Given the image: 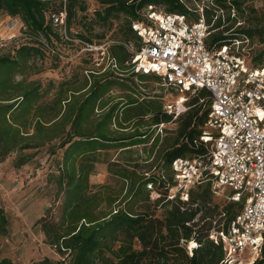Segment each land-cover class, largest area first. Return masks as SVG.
<instances>
[{"label":"trees","instance_id":"16d2710c","mask_svg":"<svg viewBox=\"0 0 264 264\" xmlns=\"http://www.w3.org/2000/svg\"><path fill=\"white\" fill-rule=\"evenodd\" d=\"M207 1L209 4L201 7L211 29L206 41L209 48L245 38L249 43L244 45L250 46L253 36L262 33L263 29L258 26L244 25L252 12H256L250 4L252 0ZM97 3L98 7L90 13L87 0H0V15L6 13L20 18L30 40L17 47L13 55H0V162L12 151L38 148L56 139L60 140L61 148L65 147L63 173L58 178L60 189L66 187L67 191L62 213L56 220L47 208L45 215L37 221L47 242L63 257L60 261L43 257L31 264H226L223 242L211 239L209 233L212 228H226L238 213L240 203L230 201L223 208L212 206L210 186L201 193H195L196 186L191 188L187 201L179 196L168 197L170 187L177 184L173 169L177 157H199L209 161L211 145L201 139L211 107L209 90L201 89L191 99L192 105L183 117L178 136L163 152L158 169L155 167L154 172L149 169L140 175L135 165L134 169L126 166L116 172L127 183L126 193L122 196L124 187L116 195L107 185L91 189V167L98 161L100 150L110 144L122 143L121 147H130L145 143L147 133H141L136 126L131 135L114 136L113 122L118 119L119 126L125 129L129 126H123L124 122L134 125L149 114L156 127L171 119L167 111L154 112V101L144 105L134 99L120 112L125 121L118 118V109L114 106L94 122L96 133H87L94 110L109 89L108 80L115 76L120 81L127 75L125 62L131 57L127 49L118 43L109 47L118 64L117 71L108 69L109 72L101 75L100 71L89 70L93 77L107 76L105 83L92 87L88 75L83 85L77 89L69 86L68 92L62 89V83L52 101L44 99L41 82L28 72L31 59L55 62L62 53L58 44L85 47L87 44L99 45L108 38L117 39L103 35L95 41L89 34L97 25L105 27L122 17L124 39H118H138L132 23L141 20L142 11L150 4L169 13L184 14L191 21L200 15L199 9L192 8L187 0H97ZM63 11H66L64 26L53 20V15ZM73 23L79 25L81 31L73 29ZM64 27L70 37L80 42L68 40L63 33ZM85 51L91 56L94 52ZM248 57L255 66L264 67V50ZM135 76L159 78L154 74ZM28 159L24 157L20 164H25ZM149 184L159 191V197H151ZM161 208L163 211L159 213ZM8 223L0 206V236L7 233ZM191 239L198 242L192 254L187 247ZM0 264L14 263L3 258ZM252 264H264V244Z\"/></svg>","mask_w":264,"mask_h":264},{"label":"built area","instance_id":"2783aa9c","mask_svg":"<svg viewBox=\"0 0 264 264\" xmlns=\"http://www.w3.org/2000/svg\"><path fill=\"white\" fill-rule=\"evenodd\" d=\"M199 13L198 19L191 21L184 14L150 4L142 11L141 20L132 23L138 39L108 38L83 48L97 51L96 65L117 71L109 47L121 44L131 56L125 62L127 73L154 74L161 86L181 94L210 91L211 107L201 136L211 145L209 161L177 157L173 161L177 184L170 187L168 197L187 201L190 189L205 181H211L213 189L228 188V199L239 202L240 209L226 228H212L209 237L223 242L226 264H252L264 244V67L255 66L243 53L248 38L209 48L210 25L203 7ZM53 20L64 26L66 11L53 15ZM63 33L68 40L80 42L70 37L65 27ZM181 98L166 105L169 114L178 116L184 105ZM148 186L152 198L160 196L152 184ZM177 186V192L171 193ZM197 246L196 239L188 242L190 254Z\"/></svg>","mask_w":264,"mask_h":264},{"label":"rangeland","instance_id":"374dc122","mask_svg":"<svg viewBox=\"0 0 264 264\" xmlns=\"http://www.w3.org/2000/svg\"><path fill=\"white\" fill-rule=\"evenodd\" d=\"M187 2L196 9L209 4L207 0H187ZM87 3L90 13L94 7H98L97 0H87ZM250 4L256 12H252L253 14L244 25L246 27L258 26L263 29L262 33H256L253 36L252 44L245 46L243 50V53H247L251 58L264 50V0H252ZM195 14L198 15L197 12ZM15 21L18 23L13 25ZM123 22L124 18L122 17L113 20L112 24H107L105 27L97 25L94 31L88 34L95 41L104 37L103 35L124 39ZM0 24V55L7 53L13 55L17 47L28 44L30 41L24 33L25 26L20 18L3 13L0 15ZM72 27L81 31L79 25L75 23L72 24ZM58 48L62 49V53L55 62L35 58L31 59L27 67L32 78L41 82L46 101H52L57 97L62 83V89L65 91L69 86L77 89L88 80V75L91 78L89 82L93 83L92 87L97 83H105L107 76L101 75L109 70L103 69L104 64L96 65V50L91 56L85 51V48L78 45L58 44ZM89 70L100 71L101 75L99 78L97 75L93 77ZM108 81L110 82L109 89L96 106L93 118L89 122L90 128L86 126L87 133L95 134L94 122L105 116V113L114 106L118 109V118L125 121L124 115H120V112L125 104L134 99H139V103L144 105H150L151 101H154L155 113L166 111V105L179 97H182L181 102L184 101V105L178 109V116L171 115L170 121L165 122V126L162 128L152 124V115L150 114L140 118L134 125L132 122H124L123 126H129L125 129L119 126L118 119L113 122L111 127L116 131L114 136L131 135L136 126L139 127L141 133H147L145 143H138L130 147H121L122 143L110 144L109 147L100 150L97 152L98 161L91 167L89 174L91 189L96 190L101 185H107L113 195H116L124 187L121 194L123 196L127 190V183L122 177L117 176L116 172L126 166L129 169H134L135 165V169L140 175L149 169L153 172L155 167L158 169L163 161V152L178 136L183 117L190 109L187 107L192 105L191 99L195 94H181L161 86L160 79L157 77H141L131 73H127L120 81L115 76ZM64 82L68 84L66 85ZM64 95L66 96V93ZM81 98H84L82 94ZM137 123L139 124L137 125ZM154 138H156L155 141ZM59 143L60 140L56 139L38 148L15 150L0 162V206L4 209L9 221L7 233L0 236V260L9 258L14 264H31L43 257H50L55 261L62 260L63 256L47 242L42 226L37 222L45 215L47 208L51 209V214L56 220L62 213L67 191L66 187L60 189L58 184V178L63 173L61 166L65 151V147L61 148ZM24 157H29V159L21 165L20 161ZM77 159L79 160V158ZM208 186L211 187L212 206L223 208L230 203L228 199L230 190L228 188L213 189L211 182L207 181L196 186L194 191L201 193ZM178 189L179 186L174 187L171 193L177 192ZM124 204L125 202L122 205ZM136 207L137 205L134 206V208ZM158 210L161 213L163 208ZM249 260L248 263H250Z\"/></svg>","mask_w":264,"mask_h":264},{"label":"crops","instance_id":"0c3cea01","mask_svg":"<svg viewBox=\"0 0 264 264\" xmlns=\"http://www.w3.org/2000/svg\"><path fill=\"white\" fill-rule=\"evenodd\" d=\"M1 25V24H0ZM0 32H1V28H0Z\"/></svg>","mask_w":264,"mask_h":264},{"label":"bare ground","instance_id":"6f19581e","mask_svg":"<svg viewBox=\"0 0 264 264\" xmlns=\"http://www.w3.org/2000/svg\"><path fill=\"white\" fill-rule=\"evenodd\" d=\"M183 102V101H182Z\"/></svg>","mask_w":264,"mask_h":264}]
</instances>
